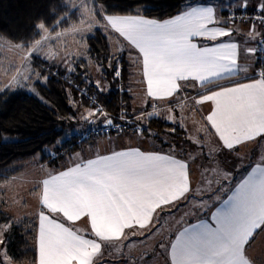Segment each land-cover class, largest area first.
Returning a JSON list of instances; mask_svg holds the SVG:
<instances>
[{
  "label": "snow or ice",
  "instance_id": "snow-or-ice-1",
  "mask_svg": "<svg viewBox=\"0 0 264 264\" xmlns=\"http://www.w3.org/2000/svg\"><path fill=\"white\" fill-rule=\"evenodd\" d=\"M229 6L184 0L175 14L158 18L148 14L153 10L148 0H134L130 10L109 0L79 5L80 15L87 18L71 31L80 33L82 40L94 30H102L106 39L117 37V51L105 57L114 78L122 76L120 61L125 53L140 71L144 104L152 111L134 109L129 120L122 109L120 117L135 126V135L143 136L151 119L160 116L159 102L167 105L169 113L179 110V119L174 114L165 119L181 128L186 108L200 112L207 105L208 111L202 115V133L186 141L198 152L171 144L167 152L128 146L97 152L91 158L76 153L70 165L36 182L35 255L30 264H112L104 259L106 253L117 256L118 264H149L157 255L164 264H256L248 249L256 235L264 233V151L241 154L240 150L247 145L264 148V66L254 70L240 63L241 44L232 39L239 32L234 27L237 14L233 10L225 18L222 12ZM232 7L246 10L248 0H238ZM69 16L60 17L56 24ZM246 16L244 11L239 18L243 21ZM249 19L244 51L256 56L264 53V0H258ZM35 29L40 38L34 42L0 37L20 54L15 74L0 86V93L29 85L35 92L37 86L47 84L49 76L37 71L31 61L43 57L47 63L57 57L51 48L45 50L44 42L62 33L52 37L43 21ZM249 41L257 46L247 47ZM81 47L83 51L74 58L63 60L69 75L85 69L80 60L90 49L86 43ZM258 62L264 65V59ZM96 70L104 75L103 64H97ZM83 82L97 93L108 90L102 79L92 81L86 70ZM77 88L82 97L88 95L87 88ZM70 103L76 109L70 119L75 120L78 112L79 119L88 123L120 128L97 99L90 101L91 107L75 100ZM209 137L213 142L205 151ZM55 143L59 146L61 141ZM51 155L56 158L57 150ZM230 159L239 162L233 168H245L239 180L233 169L225 167ZM197 168L201 179L194 183ZM217 201L219 206L209 211ZM78 222H84L87 230L77 227ZM16 223L9 218L0 224V264H13L6 233ZM136 237L153 241L150 253L140 252L138 257L133 253Z\"/></svg>",
  "mask_w": 264,
  "mask_h": 264
},
{
  "label": "trees",
  "instance_id": "trees-1",
  "mask_svg": "<svg viewBox=\"0 0 264 264\" xmlns=\"http://www.w3.org/2000/svg\"><path fill=\"white\" fill-rule=\"evenodd\" d=\"M103 0H97V3ZM184 0H148V7L153 9L149 15L153 17H167L175 14L177 5ZM109 3L120 9H128L134 0H109ZM70 13L69 19L57 25L56 21ZM81 19L80 11L72 9L66 0H0V37L7 39H25L34 42L40 37L36 35L35 25L43 21L51 32L69 28ZM90 52L80 60L85 69H78L74 75L65 72V66L56 61L44 62L35 58V68L49 76L46 85L36 87L35 92L31 86L19 88L16 91L0 93V183L19 174L24 166L39 156L42 164H48L59 169L61 163L66 161L75 151L94 143L96 137L105 135L113 128L91 132L87 136L80 133H69V126L74 122L70 117L76 112L70 101L75 100L84 107H91L90 101L97 99L115 124L120 125L122 131H132L134 125L121 120L122 109H126L127 118L134 117V94L132 91L131 64L125 53L121 59L122 76L114 78L112 69L108 68L105 57L114 53L110 38L106 39L102 30H94L85 38ZM91 64H103L104 75L108 90L97 93L94 86L89 87L83 82L85 70L92 81ZM115 64V61H113ZM80 89H88V95L81 96ZM151 107L147 105L146 110ZM83 110V108H80ZM138 113L139 111L136 110ZM78 112L76 113V115ZM164 115L152 118L147 125V135L150 129L156 130L154 136L170 144L166 136L172 137V142L182 145L187 141L183 128L168 122ZM176 127L175 132L170 129ZM60 140L61 144L56 145ZM47 149V151H45ZM57 150V157L51 153ZM51 150V151H50ZM3 204V205H2ZM0 204V224L12 218L6 214ZM34 219L24 218L18 220L7 233V247L13 259L23 262L34 258Z\"/></svg>",
  "mask_w": 264,
  "mask_h": 264
},
{
  "label": "rangeland",
  "instance_id": "rangeland-1",
  "mask_svg": "<svg viewBox=\"0 0 264 264\" xmlns=\"http://www.w3.org/2000/svg\"><path fill=\"white\" fill-rule=\"evenodd\" d=\"M217 4H229L231 5L233 0H212ZM66 2L72 6V4L77 5V7H72V9H78L80 12L82 9L79 8V5L82 2H86L89 5H91V0H66ZM86 16H81V19H86ZM80 19V20H81ZM80 20L78 23H75L73 25L80 26ZM72 25V26H73ZM64 30H59L57 32L62 33V35L58 39H54L51 41H45L44 47L47 51L48 48H51V50L55 53H57V57H54L53 60L50 61H56L58 63L63 64L64 59H71L76 56L77 53H80L83 51L81 44L86 43L85 38L87 35L84 36V39H81V34L71 31V27ZM57 32H51L49 31V34L52 37H56ZM114 37V36H113ZM116 44L117 39L113 38V51L116 52ZM86 57V56H85ZM43 59V57H40ZM128 62L131 64L128 55L126 56ZM20 63V54L17 53L14 50H10L7 43L5 41H0V86H2L3 83H6L11 75H14V68L16 66H19ZM31 63L33 66H35V57L32 59ZM64 65V64H63ZM65 66V65H64ZM95 64L90 63V70L93 74V78L95 79H102L101 74L97 72ZM131 70L133 74L131 75V83H132V91L134 94L135 102H134V109L140 110L142 107L146 108L147 105L144 104V101L146 99L145 92H144V85L140 83L141 76L140 71L138 68H135L132 64L130 65ZM105 84H107V81L102 79ZM158 111L160 112V115H164L167 117L170 114H174L179 119L180 112L177 109L175 113H169L167 110V107H163L162 104H159ZM83 110H80L82 112ZM152 111V109L148 110ZM197 113L190 110L185 109L183 112L184 116V128L186 130V139L188 140V137L191 136L192 138H196L198 135L202 133V124L203 122L199 121ZM148 125V124H147ZM104 127L101 123H88L84 120L79 119V113L77 114V118L72 122V124L69 126V133H80L82 135L87 136L91 132H96ZM115 131H111L109 133H105V135L96 137L94 139V144H98L99 142L103 145L102 148L104 149H111L118 145H126L131 143H139L143 145H148L151 147H154L156 149H163V150H169L168 145L175 144V142H172V137L166 136V140H170V144L164 143L165 141L157 138L154 136V133H156V130L150 129L151 135H147L146 133L143 134V136H137L135 135V131H122L120 128L117 129L115 127H112ZM201 129V132H198L197 130ZM107 130V128L104 127V131ZM182 145L177 146H183L185 148H189L191 151L198 152L199 149L195 148V146H190L188 143H185V141H182ZM213 142V140L209 137L208 141L206 142L205 151H207V147L210 146V144ZM86 147V146H85ZM84 147V148H85ZM90 149V148H89ZM88 149V150H89ZM51 151V150H50ZM261 152V151H259ZM256 151V153H259ZM249 153V154H255L254 151L251 149L249 151L244 152L241 151V154ZM81 154V153H80ZM75 156V155H74ZM68 159V158H67ZM66 159V160H67ZM238 161L229 160L227 164L225 165L228 169H233V174L236 177L237 175H241L244 166L240 165L239 167L233 168L234 164H238ZM196 168V166H193ZM51 166L48 164H42L39 161V156L33 159V161L27 163L24 166V169L17 175L11 177L9 180H6L4 182L0 183V204L3 203L4 200V208L3 211L6 214H9L12 216V219L15 220H21L24 218H32L34 219L36 211H38V201L36 198V195L33 192V189L36 186V182L40 181L42 177L47 174L48 172H51ZM198 169V168H197ZM3 205V204H2ZM6 221H3L5 223ZM79 226V225H78ZM8 233V232H7ZM6 233V237H7ZM7 251L9 253V256L12 257L10 254L8 247ZM128 249L126 250V252ZM133 253L139 256L140 252H151L149 248H146L144 250H137L132 249ZM108 257V258H107ZM13 258V257H12ZM104 259H111L118 261V257L115 255L108 256L107 253L105 254ZM13 264H30L29 260L23 261V262H17L13 259ZM149 264H151L149 262Z\"/></svg>",
  "mask_w": 264,
  "mask_h": 264
},
{
  "label": "crops",
  "instance_id": "crops-1",
  "mask_svg": "<svg viewBox=\"0 0 264 264\" xmlns=\"http://www.w3.org/2000/svg\"><path fill=\"white\" fill-rule=\"evenodd\" d=\"M212 2L215 3L214 1H212ZM237 2H238V0H233L231 2L232 4L229 7L222 9V12H223V15H224L225 18H227L228 14L230 12H232L233 10H235V11H250V10H254L256 5H257V3H258V0H248V7H247L246 10L242 9V8H239V7H236L234 9L232 6L235 5ZM227 5H229V4H227ZM249 24H250L249 22L236 21L234 27L239 29V32L234 33L232 39L235 40V41L240 42V44H241L240 63L242 65H250L252 67V69L257 70L258 53H257L256 56H252L250 54H245V51H244V48H245L244 41L246 39V33H247V30H248ZM113 38L117 39L116 36H114V37L112 36L110 38L111 44H113ZM246 46L247 47H255V46H257V42L256 41H249ZM253 74H254L253 70H250L249 73H248L249 76H251ZM159 104H162V106L164 108L167 107V105L164 102H159L158 105ZM158 107H160V106H158ZM207 111H208V106L204 105V106L201 107V111L200 112H196L197 113L196 115H198V117H199V121L203 122L202 121V115H206ZM183 130L186 133L185 128H183ZM210 138L213 140L212 137H210ZM94 143L87 145L85 148L82 147L81 149L75 151L70 157H73L76 153H81V156H83L84 158H91L97 152L103 154V153L113 149V148H111V149L102 148V146H100V145H103V144L100 143V142L98 144H94ZM177 145H179V144H177ZM128 146H133V147L139 146V147H141L144 150H152V149H154V147H151V146H148V145L139 144V143L118 145V146H116L114 148L119 149V148L128 147ZM250 149L252 151H254L255 153H256V151L257 152L264 151V148L257 147L256 145L241 146V150L240 151L243 150L244 152H246V151H249ZM158 150H163V149H158ZM163 151L167 152L168 150H163ZM70 157L66 161L61 163L59 169L51 167V169H50L51 172H56V171H59V170H63L64 167L70 165L73 162L72 160H70ZM199 171H200L199 169H196V171H194V173H193V181H194V183H198L199 180L201 179V177L199 175ZM244 171H245V168H243V171H242L241 175L244 173ZM47 174H45L42 177V179L46 178ZM241 175H239V176L237 175L236 176V180H239ZM236 180H234L233 183H235ZM220 198L221 199L225 198L223 193L221 194ZM216 206H219L218 201L215 203V205L213 207H210L209 211H214ZM179 214L180 213H177V215H179ZM190 219H191L192 222H195V217H192ZM76 226L79 227L82 231H86L87 230V225L84 222H78ZM124 243H127V241H125ZM152 247H153V241H151V240H143L141 242V238L140 237L133 238L132 249H137V250H141L142 249V250H144L146 248H149L150 250H152ZM126 250L127 249H125V252H126ZM248 254H249L250 257H252L256 261V264H261V261H264V233H258L256 235L255 240L252 242V244L250 245V247L248 249ZM106 260H109V259H106ZM157 260L160 261V264H164V258L162 256H159V255H157L154 259L150 260V263L151 264H156ZM110 261H111V259H110ZM112 264H118V261L112 260Z\"/></svg>",
  "mask_w": 264,
  "mask_h": 264
},
{
  "label": "built area",
  "instance_id": "built-area-1",
  "mask_svg": "<svg viewBox=\"0 0 264 264\" xmlns=\"http://www.w3.org/2000/svg\"><path fill=\"white\" fill-rule=\"evenodd\" d=\"M236 12V14H237V19H236V21H240V22H249V23H251V21H250V17H252L253 15H255V9L254 10H250V11H246L247 12V16L244 18V20L243 21H241V19L239 18L240 17V14L242 13V12H244V11H235ZM258 58L259 59H264V53H258ZM258 66H257V70L261 67V66H264V65H262L260 62H258V64H257Z\"/></svg>",
  "mask_w": 264,
  "mask_h": 264
}]
</instances>
